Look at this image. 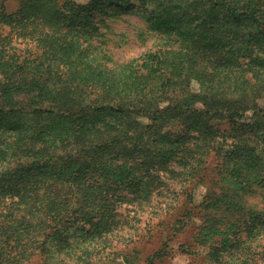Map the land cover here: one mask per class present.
I'll list each match as a JSON object with an SVG mask.
<instances>
[{
  "label": "trees",
  "instance_id": "obj_1",
  "mask_svg": "<svg viewBox=\"0 0 264 264\" xmlns=\"http://www.w3.org/2000/svg\"><path fill=\"white\" fill-rule=\"evenodd\" d=\"M6 1L0 264H139L136 243L163 218L139 209L164 174L182 187L166 215L190 231L183 253L264 264V210L247 200L264 189V0H20L11 12ZM117 10L166 44L115 71L92 50L94 13ZM14 37L34 49L23 55ZM169 241L146 264L164 262Z\"/></svg>",
  "mask_w": 264,
  "mask_h": 264
},
{
  "label": "rangeland",
  "instance_id": "obj_2",
  "mask_svg": "<svg viewBox=\"0 0 264 264\" xmlns=\"http://www.w3.org/2000/svg\"><path fill=\"white\" fill-rule=\"evenodd\" d=\"M19 1L7 0L4 7L9 12L15 11L18 8ZM77 1L87 2L88 0ZM94 16L100 22V31L103 36H100L99 39H93V44L97 47L93 48L92 56L96 59L97 64L107 68L118 71L122 65L135 61L150 51L163 48L166 44L162 35L148 30L146 21L135 11L117 10V14L96 11ZM4 33L6 34L7 31L5 30ZM13 44L16 46L17 51L23 55L34 49V42L25 38L14 37ZM216 163L217 158L212 157L206 164L203 183L196 189L195 198L197 202L202 199L209 185L216 178ZM173 168L178 169L179 167L174 166ZM164 178L165 184L157 192L154 201L139 209L144 216V220L163 215V218L157 219V221H160V225L155 228L153 235L147 236L136 243L138 250L141 251L139 264H146L147 256L161 248L167 238H171V241L168 242L171 254L164 262H157V264H208L204 260L203 250L199 257L181 251V245L189 240L190 231L188 229H184L182 232L174 231V210L172 209L171 213L166 215V209L170 207L169 203L174 204V192L181 191L182 187L169 174H164ZM247 200L258 209L264 210V189H259L247 196ZM262 242L264 244V240Z\"/></svg>",
  "mask_w": 264,
  "mask_h": 264
}]
</instances>
